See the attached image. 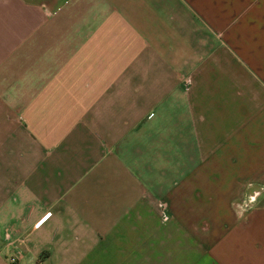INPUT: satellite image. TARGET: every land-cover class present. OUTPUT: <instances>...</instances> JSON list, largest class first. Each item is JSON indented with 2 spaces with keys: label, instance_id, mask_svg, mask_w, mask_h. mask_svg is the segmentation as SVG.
<instances>
[{
  "label": "crops",
  "instance_id": "1",
  "mask_svg": "<svg viewBox=\"0 0 264 264\" xmlns=\"http://www.w3.org/2000/svg\"><path fill=\"white\" fill-rule=\"evenodd\" d=\"M0 264H264V0H0Z\"/></svg>",
  "mask_w": 264,
  "mask_h": 264
},
{
  "label": "built area",
  "instance_id": "2",
  "mask_svg": "<svg viewBox=\"0 0 264 264\" xmlns=\"http://www.w3.org/2000/svg\"><path fill=\"white\" fill-rule=\"evenodd\" d=\"M17 259H18V255H16V254L11 256V257H9V261L12 262V263H15L17 261Z\"/></svg>",
  "mask_w": 264,
  "mask_h": 264
}]
</instances>
